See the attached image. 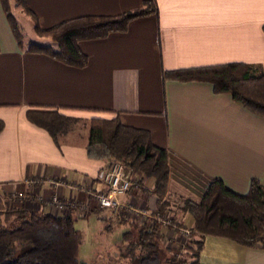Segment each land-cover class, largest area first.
Returning <instances> with one entry per match:
<instances>
[{"label":"crops","instance_id":"obj_1","mask_svg":"<svg viewBox=\"0 0 264 264\" xmlns=\"http://www.w3.org/2000/svg\"><path fill=\"white\" fill-rule=\"evenodd\" d=\"M142 1L26 3L39 26L48 27L77 15L133 9ZM152 1L156 12L133 18L125 31L78 41L87 55L83 67L20 50L0 7V209L22 205L55 216L112 215L91 196L102 188L99 173L107 161L86 155L91 117L116 116L122 124L147 130L151 141L165 148L169 172L162 198L150 191L151 177L138 180L119 198L135 196L148 209L163 203L179 225L190 226L191 215L181 206L186 199H197L211 178L240 194L253 177L264 188V116L227 93L213 92L207 81L162 77V70L225 62L264 70V0ZM28 107L56 108L83 125L60 131L55 141L27 120ZM47 176L65 183L53 189L44 181ZM36 177L40 181H30ZM52 193L63 201H84L87 208L81 214L57 208L47 203ZM128 231L134 236L135 230ZM161 232L162 237L173 234L168 228ZM198 260L264 264V248L205 234Z\"/></svg>","mask_w":264,"mask_h":264},{"label":"trees","instance_id":"obj_2","mask_svg":"<svg viewBox=\"0 0 264 264\" xmlns=\"http://www.w3.org/2000/svg\"><path fill=\"white\" fill-rule=\"evenodd\" d=\"M12 3L29 17L35 34L49 39L50 43L23 41ZM0 7L20 50L42 53L73 67H83L87 63V55L80 50L78 41L123 32L133 18L157 9L152 0H143L139 6L118 13L77 15L40 27L26 0H0ZM262 30L264 35V22ZM162 77L207 81L213 92L227 93L250 111L264 116V70L253 64L225 62L175 68L162 70ZM25 117L45 129L55 141L60 131L76 122L56 108L46 107H28ZM2 126L0 119V129ZM85 151L90 158L125 162L137 180L152 178L150 191L157 200L165 194L169 172L167 152L151 141L147 130L122 124L116 116L91 117L87 120ZM158 208L163 210V203ZM181 208L191 215L189 227L193 234L166 259L158 250V240L162 238L159 226L154 224L147 230L145 225L130 220L136 226L134 243L139 250L134 264H202L198 254L205 234L264 248V188L257 178L249 180L242 194L227 187L220 178H211L202 194L197 199H186ZM116 215L127 219L122 214ZM74 219L69 215L55 216L30 210L22 205L0 209V264H78L82 233L74 226ZM129 233L123 232L124 239L130 238ZM18 246L23 248L17 251ZM180 253L181 256L176 257Z\"/></svg>","mask_w":264,"mask_h":264},{"label":"built area","instance_id":"obj_3","mask_svg":"<svg viewBox=\"0 0 264 264\" xmlns=\"http://www.w3.org/2000/svg\"><path fill=\"white\" fill-rule=\"evenodd\" d=\"M99 179L102 182V188L91 192L97 206L112 213L122 214L130 220L145 225L147 230L154 224L158 225L160 229H170L173 232L172 236L163 235L164 243L168 248L181 246L193 234V230L189 226L179 225L167 210L148 209L147 204L135 196L124 200L119 198V195L138 182L125 162L107 159L105 166L100 170ZM30 181L37 182L40 179L36 177ZM44 181L53 189L65 183L63 179L55 176H47ZM87 190L89 189L87 188ZM47 203L53 204L57 208L67 209L68 212L77 210L80 214L87 208L84 201L76 198H67L63 201L56 193L50 195Z\"/></svg>","mask_w":264,"mask_h":264},{"label":"rangeland","instance_id":"obj_4","mask_svg":"<svg viewBox=\"0 0 264 264\" xmlns=\"http://www.w3.org/2000/svg\"><path fill=\"white\" fill-rule=\"evenodd\" d=\"M11 7L25 43H50L49 39L35 34L31 20L21 11L17 4L12 3ZM77 125L81 128L83 122L69 124L71 129ZM110 213L112 215L108 217L105 215L104 218L96 214H91L87 217H75L73 224L82 233L77 252L78 264H134L135 255L139 253L138 246L136 242L134 243L135 237L132 236L126 240L122 237V234L127 230H136L135 225L129 221L119 220L118 216L114 215L116 213ZM158 242L160 244L158 245V250L163 259L175 254L174 251L178 248L176 246L168 248L164 243L163 237ZM133 243L135 246H133ZM22 248V246H18L17 251ZM180 256L181 253L176 254V257Z\"/></svg>","mask_w":264,"mask_h":264}]
</instances>
